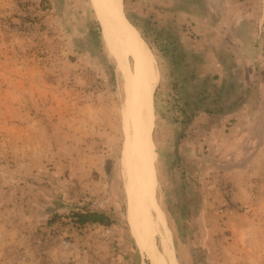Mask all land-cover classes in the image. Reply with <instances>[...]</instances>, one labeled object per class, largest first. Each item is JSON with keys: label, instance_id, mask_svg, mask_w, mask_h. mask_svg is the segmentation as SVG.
Wrapping results in <instances>:
<instances>
[{"label": "rangeland", "instance_id": "1", "mask_svg": "<svg viewBox=\"0 0 264 264\" xmlns=\"http://www.w3.org/2000/svg\"><path fill=\"white\" fill-rule=\"evenodd\" d=\"M193 2L197 4L198 0ZM120 5L125 18L147 45L136 23L131 21L124 0H120ZM179 44L178 39L174 46L147 45L158 74L152 94L150 136L155 195L170 231L177 264H211L204 246L211 252V260L230 264L220 255L221 245H226L227 239H207L205 245L202 224L197 218L205 211L207 217L214 213L263 217L264 175L256 178L252 194L243 205L232 202L235 190L229 182L218 175L206 176L209 183L216 180L215 187L222 192L225 205L215 212L204 210L205 187L198 177V168L193 161L189 166L185 151L182 156L176 154L178 139L187 136L193 115L192 93H197L200 80V63L190 59L188 46ZM130 64L129 59L120 60L105 43L89 0H0V125H10L15 120L38 121L42 127L35 126L33 134L42 137L44 129L50 126L53 137L63 140L62 148L55 144V152H60L57 157L44 162H49L46 169L51 173L50 181L60 184L57 194L65 205L64 211L59 217L38 224L29 237L53 223L65 222L67 248L75 242L79 256L91 263L96 257L93 251L100 245L104 247L100 249L102 262L108 259L114 264H149L127 223L128 202L121 169L123 70ZM11 70L16 76L3 79ZM15 106L23 108L22 114L14 110ZM43 123L49 126L43 128ZM9 128L0 132V146L4 150L0 152V169L4 166L5 172L18 165L14 155L17 153L11 151L13 132ZM38 161L42 159L37 158L35 163ZM22 163L27 164V160L20 159L19 165ZM19 179L21 186L27 182L43 185L47 178L26 172ZM82 182L90 183L92 191L81 190ZM85 212L103 214L108 224L79 223V228H75V214ZM208 225L211 230L219 229L212 221ZM73 232L75 238L71 236ZM52 246L58 245L49 247ZM249 254V262L253 263V255ZM47 261L46 254L39 262Z\"/></svg>", "mask_w": 264, "mask_h": 264}, {"label": "crops", "instance_id": "2", "mask_svg": "<svg viewBox=\"0 0 264 264\" xmlns=\"http://www.w3.org/2000/svg\"><path fill=\"white\" fill-rule=\"evenodd\" d=\"M124 4L148 46H174L179 39L181 47L188 46L190 59L200 63L197 93H192L190 106L193 115L187 136L178 139L176 154L182 156L185 151L189 166L193 161L198 168V177L205 187L204 210L215 212L225 205L222 192L215 187L216 180L205 181L209 175H218L234 187L233 203L246 204L256 178L264 175V0H198L197 4L193 0H124ZM10 73L3 79L16 76L15 71ZM21 109L14 107L20 114ZM43 124V128L49 126ZM9 126L13 132L9 140L11 151L17 153V164L24 158L27 164L6 169L8 172L4 166L0 169V264H19L9 261V254L28 241L38 224L57 218L64 211L65 205L57 194L60 184L50 181L51 173L46 169L49 162H44L57 157L60 152H55L56 145L62 148L63 140L53 137L50 126L42 137L33 134L35 126L42 127L38 121L15 120L10 125H0V132ZM37 158L42 159L38 164ZM26 172L47 179L43 185L27 182L20 186L19 177ZM39 180L35 179L37 183ZM80 185L81 190L92 191L90 183ZM226 214L207 217L206 211L199 213L204 244H208L207 239L214 242L224 237L226 245H221L220 255L228 263L264 264V216ZM209 221L219 229L211 230ZM71 236L75 238L74 232ZM70 246L50 247L46 264H114L105 255L106 261L99 259L100 249L104 248L100 245L93 251V263L79 256L75 242ZM204 247L207 261L217 264ZM249 252L253 263L249 262ZM23 264L40 262L31 253Z\"/></svg>", "mask_w": 264, "mask_h": 264}, {"label": "bare ground", "instance_id": "3", "mask_svg": "<svg viewBox=\"0 0 264 264\" xmlns=\"http://www.w3.org/2000/svg\"><path fill=\"white\" fill-rule=\"evenodd\" d=\"M105 43L131 64L123 70L121 107L124 141L121 169L128 202L127 223L137 248L149 264H177L170 231L156 198L150 136L153 128L152 94L157 83L154 59L144 41L123 15L120 0H89Z\"/></svg>", "mask_w": 264, "mask_h": 264}, {"label": "built area", "instance_id": "4", "mask_svg": "<svg viewBox=\"0 0 264 264\" xmlns=\"http://www.w3.org/2000/svg\"><path fill=\"white\" fill-rule=\"evenodd\" d=\"M243 210L246 206H243ZM71 223V222H70ZM65 222L53 223L49 228L41 230L32 237H27L28 241L23 245L15 248L8 256V260L13 263H24L28 258V254L41 261L46 258V254L51 244H57L67 248L69 246L65 236ZM75 228H79L78 222H72Z\"/></svg>", "mask_w": 264, "mask_h": 264}, {"label": "trees", "instance_id": "5", "mask_svg": "<svg viewBox=\"0 0 264 264\" xmlns=\"http://www.w3.org/2000/svg\"><path fill=\"white\" fill-rule=\"evenodd\" d=\"M75 216L77 218L78 223L80 224H85V223L108 224L107 217H105L101 213H96V212L76 213Z\"/></svg>", "mask_w": 264, "mask_h": 264}]
</instances>
